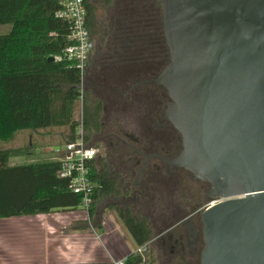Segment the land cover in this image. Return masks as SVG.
<instances>
[{
  "label": "water",
  "instance_id": "95a60500",
  "mask_svg": "<svg viewBox=\"0 0 264 264\" xmlns=\"http://www.w3.org/2000/svg\"><path fill=\"white\" fill-rule=\"evenodd\" d=\"M161 5L170 62L154 81L183 144L168 162L218 200L197 211L202 264H264V0Z\"/></svg>",
  "mask_w": 264,
  "mask_h": 264
},
{
  "label": "trees",
  "instance_id": "16d2710c",
  "mask_svg": "<svg viewBox=\"0 0 264 264\" xmlns=\"http://www.w3.org/2000/svg\"><path fill=\"white\" fill-rule=\"evenodd\" d=\"M61 6V0H0V25L11 26L8 32L0 34V142L13 139L21 130L59 127L69 128V139L76 137L80 125L75 113L81 101V71L66 60L48 59L50 55L61 53L71 42L69 22L55 14ZM86 6L87 26L97 42L96 58H103L102 62L112 65L114 55L121 52L127 65L123 73L127 68L147 69L146 75L138 79L157 77L170 62L161 0H87ZM113 76L117 78L115 73ZM154 88L159 87L154 85ZM163 90L157 106L150 99L154 110H162L166 100L171 101L168 91ZM116 92L113 95L120 98L121 93ZM101 98L90 107L83 101L85 128L98 131L103 124L99 115L102 109L106 110L107 97L103 94ZM115 113L120 122V113ZM153 118L149 126L154 128L160 116ZM29 152L28 148L0 145V217L80 207L82 194L70 187L68 177L59 175L61 159L10 163L12 157ZM98 162L99 168L97 159L91 163L96 183L94 204L114 192L119 180L112 174L109 163L102 159ZM168 180L171 184L172 178ZM93 212L94 206L91 215ZM122 216L137 246L156 237L151 215L142 216L128 210ZM145 253H129L126 264H151Z\"/></svg>",
  "mask_w": 264,
  "mask_h": 264
},
{
  "label": "flooded vegetation",
  "instance_id": "af4514ba",
  "mask_svg": "<svg viewBox=\"0 0 264 264\" xmlns=\"http://www.w3.org/2000/svg\"><path fill=\"white\" fill-rule=\"evenodd\" d=\"M94 52H97V45ZM145 70L147 69L127 70L125 76L122 75V83L127 88L125 90L121 84L117 88L110 86L114 90L112 93L119 91L133 100L125 101L123 106L120 105V108L116 107L114 110L120 111L124 120L132 124L134 129H125L121 122H115V130L104 137L105 141L109 136L115 138V141L109 142L112 148L107 162L113 168L112 174L119 177L114 192L109 196L113 198L116 211L119 203H124L127 213L128 202L132 200L134 210L144 211L146 215L154 218L155 227L158 228L156 241L159 264H202L206 243L203 222L197 211L206 207H203V201L213 198L209 193L210 183L199 179L208 184V189L200 191V201L192 206V211H186L190 202L182 203V192H177L176 176L178 170L187 169L168 162L181 152L182 136L166 116V109L154 110L150 106V93L155 92L150 91V85L158 84L154 81L156 77L137 78L140 72L147 73ZM158 115L160 121L154 128L151 124L149 126V122L154 120L153 117ZM125 137L133 141V144ZM169 177L172 178L171 184ZM119 199L123 201H118Z\"/></svg>",
  "mask_w": 264,
  "mask_h": 264
},
{
  "label": "rangeland",
  "instance_id": "374dc122",
  "mask_svg": "<svg viewBox=\"0 0 264 264\" xmlns=\"http://www.w3.org/2000/svg\"><path fill=\"white\" fill-rule=\"evenodd\" d=\"M10 28H11L10 25H0V34L8 32ZM95 43L97 45L96 40ZM95 54L96 52L92 54L89 67L86 72L84 104L90 107L93 101H97L98 99L102 100L101 95L104 94L107 97L106 110L102 109L99 115V118L103 123L100 129L96 131L85 128L86 138L88 140V143L90 145L95 146L99 150L98 156L96 158L99 168L100 166L99 164L100 162H98L99 159H102V161L104 162L109 161L108 155L112 148L109 145V142L115 141V138L111 136L107 137L106 141L104 140L105 136H107L109 133L115 130L114 125L115 122L118 121V119H116L115 117L116 113L114 110V106L115 108L116 107L120 108V105L123 106L125 101L131 102L132 99L123 94H121L122 96H120V98L115 97L111 89L107 88L108 85L119 87V84H121L124 90L127 89L124 86V83H122L126 73V72L123 73V71H125L123 67L127 66V65L125 66L124 64L125 56L123 55V53L120 52L114 55L115 59H113L112 65L105 64V62H102L103 58L98 59L95 57ZM127 70H131V69L127 68L126 71ZM114 73L116 74L117 77V78L115 77L116 79H113ZM123 74L124 76H122ZM139 75L140 76L146 75V73L142 72ZM129 78L132 79L131 76ZM97 82L99 83L104 82L105 84L108 85L102 86V84L99 85ZM154 85L153 86L150 85L151 87L150 91H155L154 93H150V98L152 103H155V105L157 106L160 102V94L163 93L164 88L163 86L158 85L159 88L157 89L154 88ZM170 102L171 101L166 100L165 104L161 106L162 105L161 103L160 106L162 107L163 110H165ZM84 104H82V102L80 101L75 113V119L79 122L80 125L84 121V114H83ZM117 113H120V111H117ZM118 116L120 118V122L122 123V125L125 126V129L128 130L134 129L132 127V124L124 120L122 114H118ZM47 130L48 129H42L41 132H37L36 133L37 135H33V137H32L33 132L31 131H36V130H21L15 134L13 139L5 142L2 141L0 142L1 143L0 145L3 147H12V148L23 147L26 149L28 148L30 150H32L34 147H37L39 149L38 152L33 154L13 157L11 159L12 164H15L17 162H20V164L44 162L46 160V156L49 155L48 153H50L52 150L51 147H45V146H53L54 144L62 143V142L64 143L69 139L68 135L60 136L61 130L58 131L59 133L54 132L51 134H44ZM130 133L134 135V133L132 132ZM126 140L130 142V144L133 142L129 138H127ZM40 147L43 149H40ZM42 150H45L47 152H44ZM176 177H177V182H176L177 192L179 191L182 192V194L180 195V199L182 203L190 202V205L187 206V208L185 209L186 211L190 212L192 211V206L200 201L199 200L201 196L200 191L207 190L208 184L203 181H200L199 179H195L187 170H178ZM120 193H121V189H120ZM214 200L216 199L210 198L203 201L202 203L203 207ZM118 201H123V199H119ZM132 202H133L132 200L128 202L129 203L127 205L128 210H131L134 214L136 213L142 216H147L144 211L134 210V207L132 206ZM93 206H94L93 215L89 216L86 213V218L84 220V227L81 230H79V232L81 233V237L78 238L84 242L86 249L85 251L88 250L94 251L95 257L92 256L91 261H96L100 259V256L102 255H106L110 258L111 254H113L114 252L113 249L115 247L114 244L115 245L118 244L120 246L119 250H117L116 253V255L118 254L117 257L119 258L120 256L123 257L126 254L125 252L128 251L129 249H131L130 253L133 252L135 248H137V245L133 240V238L131 237L122 216V213L125 212L124 208H126V205L124 203H119L118 209L116 211L113 207V198L111 196H106L102 199L97 200V202ZM121 207L122 210H120ZM195 221L198 222L197 217H195ZM153 229L155 231V235H157L158 228L154 227ZM74 236H76V234H74ZM71 238L72 236H70L69 240H71ZM74 239H76V237H74ZM157 246L158 245H157L156 237H154L152 239V242L150 241L149 248L145 253L146 259L151 264H159V259L157 256ZM92 248H94L95 250H93Z\"/></svg>",
  "mask_w": 264,
  "mask_h": 264
},
{
  "label": "crops",
  "instance_id": "0c3cea01",
  "mask_svg": "<svg viewBox=\"0 0 264 264\" xmlns=\"http://www.w3.org/2000/svg\"><path fill=\"white\" fill-rule=\"evenodd\" d=\"M65 128L68 127L49 128L44 134H51L61 130L60 136L68 135V138H70L69 128ZM41 130L31 131L33 132L32 137L37 135V132H41ZM70 140L68 139L64 143H57L53 146H45L51 147L53 150V152L51 150L52 153L49 151L50 153L46 156L45 161L62 159L67 154L65 146ZM40 149L43 148L40 147ZM38 150L37 147H34L28 154L36 153ZM42 151L47 152L45 150ZM17 164H20V162L13 165ZM85 218L86 213L81 207L72 210H54L47 213L0 217V264L74 262L113 264V260L124 258L130 253L131 249L126 251L123 257H117L118 254L116 255V253L120 246L114 244V252L110 258L102 255L100 259L91 261L92 256L95 257L94 251H85L84 242L78 239L81 237L79 230L84 227ZM70 236H72L71 240H69ZM92 249L95 250L94 248Z\"/></svg>",
  "mask_w": 264,
  "mask_h": 264
},
{
  "label": "built area",
  "instance_id": "2783aa9c",
  "mask_svg": "<svg viewBox=\"0 0 264 264\" xmlns=\"http://www.w3.org/2000/svg\"><path fill=\"white\" fill-rule=\"evenodd\" d=\"M62 6L56 11V16L68 21L71 27L68 44L61 53L54 54L55 61H68L72 67L81 71L82 82L80 84L81 102L84 101L85 77L90 59L96 46L95 40L87 26V0H61ZM84 111V110H83ZM67 154L61 159L59 175L70 179V187L82 194L81 208L89 216L94 204V192L96 183L91 172V163L96 160L99 150L88 143L84 127V121L78 126L75 139L66 143ZM218 202L214 200L205 208ZM150 242L137 246L135 252L144 254L149 248ZM50 264V263H43ZM54 264H88L86 262L54 263ZM113 264H126V257L113 260Z\"/></svg>",
  "mask_w": 264,
  "mask_h": 264
}]
</instances>
